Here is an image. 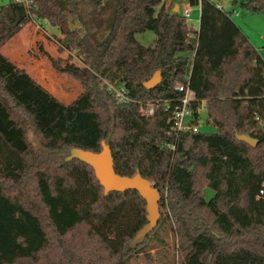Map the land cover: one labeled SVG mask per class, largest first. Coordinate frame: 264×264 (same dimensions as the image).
Listing matches in <instances>:
<instances>
[{"label": "trees", "instance_id": "obj_1", "mask_svg": "<svg viewBox=\"0 0 264 264\" xmlns=\"http://www.w3.org/2000/svg\"><path fill=\"white\" fill-rule=\"evenodd\" d=\"M90 1L92 13L80 6ZM231 1L264 12V0ZM189 3L200 6L198 29L163 0L0 2V264H129L164 242L156 229L167 221L173 264H264V60L231 12ZM35 19L58 27L63 50L84 65L86 89L69 104L1 51ZM148 30L156 37L144 45L137 35ZM158 70L160 84L146 89ZM188 77L215 130L181 133L168 148L175 103L166 100ZM103 79L132 101L118 103ZM147 102L152 116L141 113ZM103 143L117 174L139 172L162 195L160 221L136 249L128 243L147 223L145 199L105 195L93 167L65 160Z\"/></svg>", "mask_w": 264, "mask_h": 264}, {"label": "rangeland", "instance_id": "obj_2", "mask_svg": "<svg viewBox=\"0 0 264 264\" xmlns=\"http://www.w3.org/2000/svg\"><path fill=\"white\" fill-rule=\"evenodd\" d=\"M213 1L223 2L226 7L234 8L235 13L238 12V15H235V13L232 15V19L235 20L244 34L249 38L250 42L257 48L260 56L264 60V12H253L248 7L241 5L240 2L234 4L231 0ZM0 2L5 3L8 2V0H0ZM171 2L173 6L178 3L181 10H183L186 3L185 0H171ZM95 5L93 1L87 3L82 2L80 4L81 9L86 8L89 13L94 11ZM191 8L193 10L192 18L195 19L193 24L198 28L200 25V18H195V14L200 10V6L191 5ZM76 22V20L73 22V27L75 28L77 27ZM155 37V33L151 30L137 35L138 40L144 45H151ZM18 38L19 40L17 42H19V46L16 47L17 49H13L15 50L14 56L17 57L16 59L38 58L40 61L39 67H37L36 70L38 73L43 70L45 72V70H49V68H55L60 76H50L49 80L53 87L61 88V86L64 85L61 79H65V82L68 84L72 81H76V84L78 83L80 88L84 85L85 81H87L86 75L82 72L84 68L83 63L74 53L63 50V46L60 44L59 39L68 38L60 32L58 27L52 26L47 21L35 19L30 22ZM11 43H13L15 47V42L13 41ZM7 47H11L8 42L2 47L4 53L8 52ZM67 57L73 62H68L63 65L64 68H60L56 60L61 61V59H67ZM44 61L49 63H43ZM72 89L68 91V93L72 94ZM203 129H206V131L215 130V128L211 126H204ZM206 194H209V189H207ZM156 231H159V235L164 242L161 243L156 239L153 240L152 244H154V248L138 254H133L129 260V264H173V260L177 255L178 241L175 231L169 221L165 222L163 227H158ZM149 242L150 241H148V243Z\"/></svg>", "mask_w": 264, "mask_h": 264}, {"label": "water", "instance_id": "obj_3", "mask_svg": "<svg viewBox=\"0 0 264 264\" xmlns=\"http://www.w3.org/2000/svg\"><path fill=\"white\" fill-rule=\"evenodd\" d=\"M175 11H178L176 7ZM162 80L161 71L155 74L144 83L146 89L151 90L159 85ZM240 141L246 142L251 146H256L257 140L246 134H237ZM74 158L80 159L93 167L97 179L105 189V195L110 192H126L136 190L145 199L147 205V223L128 243L129 249H136L145 240L147 235L153 231L161 218L160 201L162 195L157 187L149 180L145 179L139 172L133 176H122L116 173L114 169V159L109 145L103 143L100 152H92L81 148H72L65 160L70 161Z\"/></svg>", "mask_w": 264, "mask_h": 264}, {"label": "built area", "instance_id": "obj_4", "mask_svg": "<svg viewBox=\"0 0 264 264\" xmlns=\"http://www.w3.org/2000/svg\"><path fill=\"white\" fill-rule=\"evenodd\" d=\"M222 9L221 5H218ZM232 14V13H231ZM182 15L186 21L192 25L193 29H198L194 26L195 19L192 18L191 7H186L183 10ZM189 78L186 82L178 83L175 86V90L179 93V97L174 101L166 100L167 108L171 107V103H175L173 115L170 118L172 121V128L169 136L172 139L167 142V147L175 149L176 141L181 133L184 132H201L206 131L204 126H209L206 121L207 107L206 99H200L196 93L191 89ZM103 85L108 91L114 94L118 103H128L132 101L127 89L124 85H119L116 82H110L103 79ZM156 104L154 102H147L141 107V113L143 115L152 116L155 114Z\"/></svg>", "mask_w": 264, "mask_h": 264}, {"label": "crops", "instance_id": "obj_5", "mask_svg": "<svg viewBox=\"0 0 264 264\" xmlns=\"http://www.w3.org/2000/svg\"><path fill=\"white\" fill-rule=\"evenodd\" d=\"M186 3H185V7L183 8V10L186 8V7H191L190 3H189V0H185ZM212 2H214L213 0H211ZM232 2V1H231ZM216 5H221L222 6V9H224L225 11H229L231 12V16L235 13V10L234 8H229V7H226L225 4L223 2H214ZM233 3V2H232ZM163 4L164 6L168 9V10H171V11H175L176 7L178 8V11L182 14L183 13V10H181V7L179 6V4L177 3L176 5L173 6V3L171 2V0H164L163 1ZM235 4V3H234ZM192 10V8H191ZM176 12V11H175ZM192 14H193V10H192ZM235 15H238V12L235 13ZM200 18V10L197 12V14H195V18ZM233 18V16H232ZM235 21V20H234ZM23 31H21L19 34H17L15 37H13L9 42L8 44L11 46V47H7L8 49V52L7 53H4L3 49H2V52L3 54H5L6 56H8L9 58H11L18 66L24 68L27 70V72L33 77L35 78L39 83H41L44 87H46L51 93H53L55 96H57L62 102H64L65 104H69L71 103L72 101H74L82 92L85 91L86 89V84L88 83L87 81H85L84 85L80 88L79 87V84L77 83L76 84V81H72L71 83H67L65 82L66 80L65 79H61L63 80V83L64 85L61 86V88H55L53 87V85L51 84L49 78L50 76H60L59 72L54 68H49V70H44L41 71L40 73H38L37 70V67H39V64H40V61L38 58H35V57H32V58H28V59H21V60H17L14 56V53H15V49L16 47L19 46V42H17L19 40L18 36H20V34H22ZM15 42V47L13 46V43L11 42ZM17 49V48H16ZM13 50V51H12ZM25 50V49H24ZM62 57V56H61ZM27 58V57H26ZM57 59V58H56ZM35 60V61H34ZM57 63L59 64L60 68H64L63 65L64 64H67L68 62H73V61H70V59L67 57V59H61V61H58L56 60ZM43 63H49L47 61H44ZM51 64V63H50ZM44 65V64H42ZM73 88V89H72ZM73 90L72 94L71 93H68V91L70 90Z\"/></svg>", "mask_w": 264, "mask_h": 264}]
</instances>
